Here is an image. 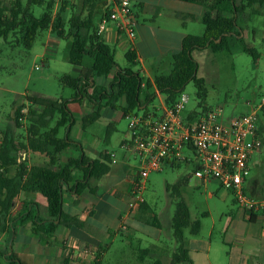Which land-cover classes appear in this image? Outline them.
Returning <instances> with one entry per match:
<instances>
[{"label": "trees", "instance_id": "trees-1", "mask_svg": "<svg viewBox=\"0 0 264 264\" xmlns=\"http://www.w3.org/2000/svg\"><path fill=\"white\" fill-rule=\"evenodd\" d=\"M0 1V40H8L12 34L18 33L26 49L34 46L40 33L51 31L57 38L69 42L68 61L74 66H83L90 62V68L85 69L78 77L64 76L62 84L74 91L72 99L53 100L42 97H32V105L18 107L15 112V122L28 123L27 135L23 142L16 143L15 138L4 133L0 136V225L15 228L31 223L34 232L41 240L50 239L57 227L81 226V222L64 211V195L66 192L80 195L92 178L101 179L111 170L109 156L92 160L86 156L82 145L71 138V131L76 124V118L70 110L71 103H79L84 99L90 101L96 108L92 114L83 120V128L87 129L101 115L103 107L121 109L127 117L144 106L152 103L158 96L156 92L147 95L142 102L144 83L146 88H155L166 98V104L173 106L187 85L193 82L197 88L198 98L205 101L208 89L203 78L198 76L199 63L194 57L195 52L208 49L214 54H231V38L243 45L248 54L259 57L257 49L247 45L243 38V29L239 25L238 15L256 5L264 6V0H245L242 6H237L236 0H213L201 18L204 25L202 35H188L183 39L182 49L173 57V69L167 75L157 76L154 82H145L139 71H135L136 55L130 50L126 54L129 63L121 67L116 61L113 47L107 44L99 35V28L94 22L95 8L98 0H84L81 8L69 1H63L55 12L53 0H6ZM43 6L44 12L40 18L33 13V8ZM68 13V16L66 14ZM111 81L99 84L98 79ZM124 99L125 105L119 102ZM40 104L43 108H37ZM205 108L204 110H206ZM27 113H23L26 111ZM55 122V123H54ZM65 135L60 136L61 130ZM111 135V126L108 128ZM78 148L82 155L79 159H71L65 164H59V156L68 148ZM31 151L46 157L43 165H33L28 168L27 160L20 161L17 152ZM15 168V174L11 171ZM81 170L83 179L74 180V170ZM183 181L168 185V191H173L179 199L176 203L172 229L178 249L173 256V264L189 261L185 249V230L197 235L201 229L199 220L192 221L189 207L181 196ZM258 183H255V187ZM22 191L40 192L48 202V217L40 215V206L29 202L16 216H12L14 202ZM254 195V192H253ZM147 205L141 211H146ZM8 264H34L29 255L16 252L0 251V261Z\"/></svg>", "mask_w": 264, "mask_h": 264}, {"label": "crops", "instance_id": "crops-1", "mask_svg": "<svg viewBox=\"0 0 264 264\" xmlns=\"http://www.w3.org/2000/svg\"><path fill=\"white\" fill-rule=\"evenodd\" d=\"M83 1L76 0L75 4L82 5ZM131 1L138 21L137 40L132 50L135 52L137 62L134 70L139 71L135 68L140 65L141 71L139 72L144 77L145 82H154L157 76L167 75L162 72L169 71L170 73L172 71L173 57L181 51L183 39L188 35H193L189 32L188 24H182L179 19L186 18L191 21H201L207 6L213 0ZM244 1L236 0L237 6H242ZM106 9L107 7L104 3H97L94 13L95 18H98V28ZM258 15H264V6L256 5L238 15V22L243 29V38L247 45L243 24H247L252 20L253 16ZM204 30L202 31L201 29L202 34ZM256 31V29L253 31L255 35ZM48 32L51 36H55L51 31ZM100 36L107 44L113 47L116 54L123 52L126 57L127 52L132 49L129 44L118 38L115 23H110ZM230 43L231 54H233L236 45H242L235 38H231ZM198 53L206 55L207 59L212 58L214 54L211 49ZM194 57L198 61L195 53ZM77 67L82 68L81 71L77 70L80 75L83 70L90 68V62ZM112 77L110 76L108 80L101 78L97 82L105 84L111 81ZM144 90L146 91V96L150 95V91L156 92L159 105L166 102L165 96L159 94L155 88H146L145 83L142 95ZM25 96L26 98L28 97L27 95ZM258 98L259 102L257 104L264 101V92H261ZM145 99L144 101L142 100L143 103ZM86 101L91 104L89 109L91 110L90 114H92L96 107L87 99L79 103H71L69 108L73 112L74 107H81ZM28 103L32 104L30 100H23L15 106L12 118L16 127H14L12 132L6 131L15 138L16 143L25 140L28 124L26 125L25 121L22 120L21 125L18 126L14 119L15 112L22 105H26L28 108L30 106ZM119 105L124 106L125 100L122 99ZM255 106L251 102L248 103L250 111H253ZM36 107L43 108L40 104H36ZM105 109H110L112 112H106ZM262 113L264 114V109ZM90 114L81 118V129L83 132L79 137L72 138V140L80 143L86 156L92 160L109 156L111 170L101 179H90L87 188L80 195L71 192L65 193L64 211L77 218L82 225L72 227L60 225L50 239L43 241L34 232L31 223L15 226L14 229L0 225V251L29 255L33 258L34 264H173V256L178 249L174 234L172 232L174 245H171L161 233L162 222L160 218L151 213L147 201L144 203L147 205L146 211L142 212L140 210L133 220L127 222V227H124L123 216L128 208L132 178L137 170L131 164L125 162L121 168L117 164L114 153L108 149L101 150V146L109 142L108 128L111 126L112 133L116 130L115 122H118L120 118H126L123 111L121 109L103 107L100 118L89 126L91 127L96 123H102L103 126H107L106 138L90 135L87 131L89 127L87 129L83 128V120ZM77 123L79 121L77 122L76 120ZM18 128H23L25 131L21 135L23 136L21 140L15 136L18 135L16 133ZM261 129L262 127L259 124V131ZM6 132L1 133L0 136ZM60 134L64 136L65 130L62 129ZM84 142H86V145H84ZM127 142V140H123L122 146L125 147ZM26 152L28 168L33 165H43L47 162L46 157L43 155L32 153L31 151ZM81 155L82 153L78 148L70 147L59 156V164H65L71 159L77 160ZM15 171L16 169L13 168L11 174L14 175ZM73 176L74 180H81L84 174L81 170L76 169ZM112 181H117L118 185L111 187ZM255 183H257L255 179L249 178L246 183V191L248 187L250 190L247 193L257 199L259 194L258 186L255 187ZM261 201L263 202L262 208L257 212L250 213L240 209L237 201L233 198L232 202L235 209L225 215L224 221H219L218 230L223 242L221 246L214 245V233L218 225L215 220H213L211 229L206 232L204 224L199 220L201 229L197 235H192L190 230L186 229L184 246L187 250L189 261H182L177 264H264V200ZM29 202L37 203L40 206V215L43 218L48 217L47 199L40 192L26 191H22L17 200H15L12 216L20 213L24 205ZM219 202L227 204L228 200H219ZM211 215L212 212H206L203 216L208 218ZM192 221L196 220L192 219ZM88 248L101 250L98 262L92 256L82 253L83 250ZM0 264L8 263L2 260Z\"/></svg>", "mask_w": 264, "mask_h": 264}, {"label": "rangeland", "instance_id": "rangeland-1", "mask_svg": "<svg viewBox=\"0 0 264 264\" xmlns=\"http://www.w3.org/2000/svg\"><path fill=\"white\" fill-rule=\"evenodd\" d=\"M0 1L7 2L6 0ZM77 6L81 8V4ZM44 9L43 6L34 7L33 13L40 18ZM179 21L182 24H188L189 32L193 35H201V29L204 30V25L200 20L191 21L182 18ZM94 22L97 24L98 18H94ZM243 27L246 42L257 49L260 53L259 59L255 61L254 56L245 52L241 44L234 47L231 55L228 53L213 54L212 58L208 59L206 55L195 52L200 65L198 76L205 79L208 96L205 101H202L198 98L195 84L193 82L188 84L184 94L189 97L190 101L185 114L194 111L201 114L205 108L222 109V119L227 120L250 113L249 102L257 105L259 94L264 92V15L253 16L251 21L243 24ZM254 29L257 30L256 35L253 33ZM68 49V41L51 36L48 31L39 34L30 50L26 49L18 33L12 34L8 40H0V134L6 131L12 132L16 127L12 118L14 108L23 100H30L34 96L53 100L73 97L74 91L65 87L61 79L66 75L78 76L77 70L81 71L82 68L69 63ZM116 61L121 67L129 65L123 52L116 54ZM135 69L141 71V66L137 65ZM162 73L169 74V71ZM153 93L150 91V94ZM25 95L28 97L26 98ZM145 98L146 91L144 90L142 100L144 101ZM28 105L32 104L28 103ZM90 106L91 104L86 101L81 107H74V116L79 123L73 127L71 138H77L82 134L81 118L91 113ZM158 106L159 100L156 98L149 104L148 109L154 111ZM105 111L112 112L110 109H105ZM25 124H28L27 121ZM129 124L130 119L127 117L115 122L116 130L110 135L109 142L101 146V150L108 149L114 153L117 164L121 168L125 162L139 171V160L121 144L123 140L129 141L131 138ZM259 124L262 127L260 131L264 141L262 111L259 112ZM106 129L107 126L96 123L87 131L90 135L106 138ZM16 131L18 134L15 135L16 138L21 140L24 129L18 128ZM60 136L63 135L60 134ZM84 143L86 145V142ZM193 172V166L182 163L176 167L166 165L162 171L151 173L145 199L151 213L157 215L162 222L161 233L164 238L169 244L174 245L171 222L179 199L172 190L168 191L167 186L183 181L180 192L182 199L190 209L192 219L200 220L204 224L205 232L211 229L213 220H215L218 225L214 233V245L221 246L223 242L218 230L219 221H224L225 215L235 209L232 202L235 196L222 188L218 181L208 183L199 181L194 177ZM249 178L255 179L258 183L257 199L264 200V148L254 157ZM117 185V181H112L110 186ZM248 190L250 189L247 187ZM219 200H228V203H220ZM206 212H212L211 217L204 218L203 215Z\"/></svg>", "mask_w": 264, "mask_h": 264}, {"label": "built area", "instance_id": "built-area-1", "mask_svg": "<svg viewBox=\"0 0 264 264\" xmlns=\"http://www.w3.org/2000/svg\"><path fill=\"white\" fill-rule=\"evenodd\" d=\"M55 10L63 1L75 4L76 0H53ZM107 7L99 35L110 23H115L118 38L129 44L131 50L137 40V17L131 0H98ZM189 97L182 93L173 106L165 103L154 111L142 108L127 116L130 119L131 138L125 148L140 162V170L132 180L128 208L123 216L124 227L133 220L146 202L148 179L164 166L182 163L194 167L193 175L201 182L218 181L222 188L235 196L238 207L254 213L263 206L261 200L246 191L254 157L264 148L259 131V112L264 101L248 114L222 119V109L203 110L201 114H185ZM25 114V111H23ZM20 161L27 160V152H17ZM100 260L101 250L88 248L82 252Z\"/></svg>", "mask_w": 264, "mask_h": 264}]
</instances>
